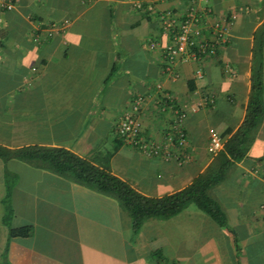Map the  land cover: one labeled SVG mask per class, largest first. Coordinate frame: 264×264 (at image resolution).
<instances>
[{"label": "crops", "instance_id": "obj_1", "mask_svg": "<svg viewBox=\"0 0 264 264\" xmlns=\"http://www.w3.org/2000/svg\"><path fill=\"white\" fill-rule=\"evenodd\" d=\"M153 4L151 12L130 0H15L12 10L0 8V145L66 148L147 197L188 186L214 157L209 130L234 132L244 119L264 0L202 1L205 38L214 39L219 25L223 40L213 55L178 59L169 72L159 14L182 13L186 1ZM53 23L60 27L44 39L46 46H34V32L45 36ZM152 42L161 48L151 49ZM166 95L187 113L190 160L181 165L144 157L115 131L141 98L143 134L161 140L173 122L170 109H161ZM5 170L18 176L11 226H32L27 238L9 239L2 220ZM214 194L228 228L191 205L171 219L148 220L133 234L116 199L0 159V264L5 258L9 264H264V117L247 157Z\"/></svg>", "mask_w": 264, "mask_h": 264}, {"label": "trees", "instance_id": "obj_2", "mask_svg": "<svg viewBox=\"0 0 264 264\" xmlns=\"http://www.w3.org/2000/svg\"><path fill=\"white\" fill-rule=\"evenodd\" d=\"M4 12H8L3 10ZM40 33V32H38ZM47 38V39H45ZM49 36L34 46H42ZM45 39V40H44ZM2 46V45H0ZM43 46H46L44 44ZM264 24L254 33L250 92L243 121L233 132L225 131L223 148L214 155L211 163L182 190L162 197H147L135 190L126 181L113 175L108 169L100 168L74 152L63 148L29 145L8 148L0 145V159L23 162L33 168L44 170L66 178L74 183L116 199L130 219L131 231L138 234L148 220H168L194 205L220 228H228V216L223 204L215 196L214 189L223 184L229 174L237 169V163L247 157L255 133L264 117L263 72H264ZM5 196L3 223L8 227L9 239L27 238L33 233L30 225L13 228L14 216L11 195L18 181L17 174L5 170ZM236 250L239 249L235 246ZM160 259V253H155ZM4 264H9L4 261Z\"/></svg>", "mask_w": 264, "mask_h": 264}, {"label": "built area", "instance_id": "obj_3", "mask_svg": "<svg viewBox=\"0 0 264 264\" xmlns=\"http://www.w3.org/2000/svg\"><path fill=\"white\" fill-rule=\"evenodd\" d=\"M135 8L153 11L154 0H130ZM186 8L182 13L166 10L159 14V26L161 31L168 36V43L163 47L165 71L169 72L172 64L178 59H200L204 56L213 55L216 47L221 43V28L214 27L215 38L206 39V11L202 10L200 3L205 0H185ZM15 0H0V8L10 11L14 8ZM58 24H51L44 34L52 36L59 29ZM43 34L34 32L33 39L39 43L45 37ZM151 49L160 47L158 43L152 42ZM161 48V47H160ZM201 77V71H197ZM142 99L136 98L130 108L118 119L115 131L120 140L135 148L141 155L147 158H159L164 161L175 159L179 165L190 160L189 154L184 152L187 148V134L184 128L186 110L177 108L170 95H166L161 107L162 111L169 108L173 115L171 129L161 140L146 138L143 134L142 125L138 118ZM223 148V139L214 129L209 130V144L207 150L216 155ZM183 151V152H180ZM264 221V206L261 207Z\"/></svg>", "mask_w": 264, "mask_h": 264}]
</instances>
